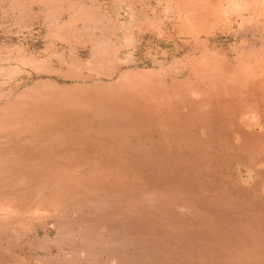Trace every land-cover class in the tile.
Returning <instances> with one entry per match:
<instances>
[{
    "label": "rangeland",
    "instance_id": "374dc122",
    "mask_svg": "<svg viewBox=\"0 0 264 264\" xmlns=\"http://www.w3.org/2000/svg\"><path fill=\"white\" fill-rule=\"evenodd\" d=\"M0 264H264V0H0Z\"/></svg>",
    "mask_w": 264,
    "mask_h": 264
},
{
    "label": "bare ground",
    "instance_id": "6f19581e",
    "mask_svg": "<svg viewBox=\"0 0 264 264\" xmlns=\"http://www.w3.org/2000/svg\"><path fill=\"white\" fill-rule=\"evenodd\" d=\"M244 58V57H243ZM241 59H242V57H241ZM243 60V59H242Z\"/></svg>",
    "mask_w": 264,
    "mask_h": 264
}]
</instances>
